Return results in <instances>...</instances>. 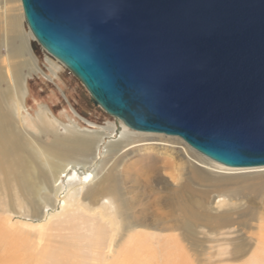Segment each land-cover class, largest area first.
Returning a JSON list of instances; mask_svg holds the SVG:
<instances>
[{
  "label": "water",
  "instance_id": "1",
  "mask_svg": "<svg viewBox=\"0 0 264 264\" xmlns=\"http://www.w3.org/2000/svg\"><path fill=\"white\" fill-rule=\"evenodd\" d=\"M28 27L128 128L264 166V0H21Z\"/></svg>",
  "mask_w": 264,
  "mask_h": 264
},
{
  "label": "rangeland",
  "instance_id": "2",
  "mask_svg": "<svg viewBox=\"0 0 264 264\" xmlns=\"http://www.w3.org/2000/svg\"><path fill=\"white\" fill-rule=\"evenodd\" d=\"M6 4L9 11L3 9ZM12 6L19 8L23 15L16 29L8 17L17 13ZM3 12L7 15L4 19L0 17L1 92L11 88L6 67L15 76L14 68L18 64L17 77L20 93H23L20 117L26 130L49 143L54 137L68 138L73 134L71 130L91 134L94 139L96 134L95 145L99 147L94 145L91 155L96 151L95 166L91 165L89 169L98 172L96 178L110 173L112 182L124 194L127 213L141 217L149 226V236L142 238L145 251L136 252L139 258L138 261L132 258L131 261H136L133 264H180L182 260L185 261L183 264H264V166L227 169L235 167L217 165L220 163L204 157L180 137L126 127L122 121L92 104L82 85L79 83L81 89L69 77L64 65L41 47L28 27L21 0L9 3L0 0V14ZM18 34L28 52L23 57L8 54V48L13 47L11 42ZM6 105L14 110V98H7ZM44 114L46 123L41 120ZM43 127L48 131L42 132ZM70 174L73 175V171ZM68 179L69 176H63L65 188L76 186L77 183L72 184ZM89 187L85 185L83 193ZM103 202L106 199H102ZM61 204L60 201L57 206L61 207ZM182 205L187 209V215L183 213ZM138 211L143 213L139 215ZM214 215L219 217L214 219ZM44 216L45 212L42 218ZM193 216L197 221L192 230L194 234L187 236L185 222ZM16 220L14 217V222ZM53 225V233H58ZM9 229V241L19 242L20 228ZM63 231L61 235L72 242L74 234L80 232ZM181 232L185 233L179 234L177 241L185 243L186 251L168 253L160 250L165 239L167 243H175V239L170 240V234ZM133 237L122 234L120 239L117 238L114 255L106 254L104 245L100 251H105L104 255L110 256L108 261H112L130 249L127 246L140 242L141 239L133 241ZM60 238L56 240L60 241ZM57 243L54 241L52 246L59 247L60 243ZM28 246L27 242L22 243V248L28 249ZM69 250L72 254H67L73 264H91L92 261L85 257L90 256L91 251ZM130 253L133 256L135 252L130 249ZM38 258L39 255L26 256L27 261L22 264H42Z\"/></svg>",
  "mask_w": 264,
  "mask_h": 264
},
{
  "label": "bare ground",
  "instance_id": "3",
  "mask_svg": "<svg viewBox=\"0 0 264 264\" xmlns=\"http://www.w3.org/2000/svg\"><path fill=\"white\" fill-rule=\"evenodd\" d=\"M12 1L14 0H5L6 3ZM3 9L10 10L7 4ZM12 10L17 13L13 12L8 17L16 29L23 15L15 6H12ZM6 15L7 13L3 12L0 17L4 19ZM15 38L16 40L11 42L13 47L8 48V54L23 57L28 53L22 44L23 38L19 34ZM17 66L18 64H15L14 68L16 81L9 67H6L11 84L10 90L1 92L0 89V261L2 264H10L7 261H12L11 264H22L27 261L26 256L39 255L38 261L42 264H73L74 261L67 252L69 249L79 248L91 251L90 256H85L92 261L91 264H133L138 261L139 256L136 252L145 251L142 238L149 236L147 232L149 226L141 217L127 213L124 194L121 193L119 186L112 182L110 173H103L96 178L98 172L89 169L95 164L96 151L93 155L91 152L96 144V134L94 139L91 134L83 135L71 130L73 134L68 138L54 137L55 139L49 143L41 141L38 135L34 136L26 130L20 117L23 93H20ZM11 97L15 100L14 110L6 105V99ZM41 120L43 123L47 122L45 114ZM43 129L40 130L48 131L47 128ZM134 135L145 137L142 134ZM97 147L99 146L95 148ZM76 154L79 156L72 157ZM227 169L247 170L240 167ZM70 171L74 174L71 175ZM63 176H69L68 181L72 184L77 183L76 186L65 188ZM85 185L90 187L83 193L82 188ZM102 199H106V202L101 203ZM60 201L62 204L58 207ZM44 207L46 210H43ZM182 210L187 215L185 213L187 209L183 205ZM142 213L138 211L139 215ZM14 217H17V222H14ZM218 217L219 215H214V219ZM196 222V216L188 218L185 222L187 236L194 234L192 230H195ZM53 224L56 225L54 229H57L58 233H53ZM17 226L20 228L19 235L22 234L21 236L25 238L20 237L19 242L9 241V228L14 229ZM65 229L80 232L79 235L74 234L72 242L61 235ZM183 233L170 234V240L175 239V243H167L165 239V242L160 244V250L168 253L186 251L185 243L177 241L180 240L178 235ZM122 234L125 237L134 236L133 241L141 239L139 243L127 246L135 253L132 256L130 249H127L119 257L108 261V257L115 253L117 238L120 239ZM55 236L61 237L60 241L56 240L58 237L55 239ZM54 241L60 243L59 247L52 246ZM20 242L23 244L27 242L28 249L22 248ZM103 245L104 249L107 248L106 254L110 256L104 255L105 251H100ZM132 258L136 261H131ZM183 263L185 261H180V264Z\"/></svg>",
  "mask_w": 264,
  "mask_h": 264
},
{
  "label": "trees",
  "instance_id": "4",
  "mask_svg": "<svg viewBox=\"0 0 264 264\" xmlns=\"http://www.w3.org/2000/svg\"><path fill=\"white\" fill-rule=\"evenodd\" d=\"M67 73H68L69 77H70L72 80H74L76 83H78V86L81 88V86L79 85V82L77 81V79H75V78L73 77V75H72L69 71H67ZM81 89H82V88H81Z\"/></svg>",
  "mask_w": 264,
  "mask_h": 264
}]
</instances>
